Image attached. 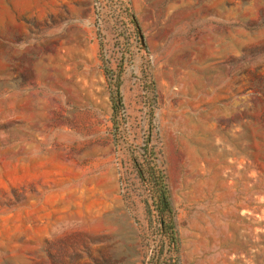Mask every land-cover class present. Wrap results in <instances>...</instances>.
I'll list each match as a JSON object with an SVG mask.
<instances>
[{
    "label": "rangeland",
    "instance_id": "rangeland-1",
    "mask_svg": "<svg viewBox=\"0 0 264 264\" xmlns=\"http://www.w3.org/2000/svg\"><path fill=\"white\" fill-rule=\"evenodd\" d=\"M0 264H264V0H0Z\"/></svg>",
    "mask_w": 264,
    "mask_h": 264
},
{
    "label": "trees",
    "instance_id": "trees-1",
    "mask_svg": "<svg viewBox=\"0 0 264 264\" xmlns=\"http://www.w3.org/2000/svg\"><path fill=\"white\" fill-rule=\"evenodd\" d=\"M153 152L150 151L149 155L147 154L146 157L149 159L146 160V167L139 166L138 168V175L139 177L145 181V179H148L152 186L155 188V190L158 192V200L160 203V206L170 211L169 202H168V196H167V189L164 182V174L163 170L160 168V166L154 161L155 157L153 156ZM147 174V176H146ZM161 224L164 226L165 223L162 220ZM171 226V225H169Z\"/></svg>",
    "mask_w": 264,
    "mask_h": 264
}]
</instances>
